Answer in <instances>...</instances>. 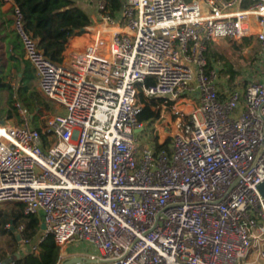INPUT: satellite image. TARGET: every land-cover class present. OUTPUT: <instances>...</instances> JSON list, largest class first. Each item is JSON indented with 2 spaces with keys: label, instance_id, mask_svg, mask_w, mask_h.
<instances>
[{
  "label": "built area",
  "instance_id": "built-area-1",
  "mask_svg": "<svg viewBox=\"0 0 264 264\" xmlns=\"http://www.w3.org/2000/svg\"><path fill=\"white\" fill-rule=\"evenodd\" d=\"M4 1L40 92L61 110L33 127L16 100L0 125V204L44 227L24 245L38 253L52 235L60 261L75 241L97 250L75 264L264 261V78L231 89L208 59L220 41L253 38L264 70V0H125L116 18L98 0L94 38L73 36L58 61ZM141 96L193 104L171 140L141 145Z\"/></svg>",
  "mask_w": 264,
  "mask_h": 264
},
{
  "label": "trees",
  "instance_id": "trees-1",
  "mask_svg": "<svg viewBox=\"0 0 264 264\" xmlns=\"http://www.w3.org/2000/svg\"><path fill=\"white\" fill-rule=\"evenodd\" d=\"M14 4L19 7L24 15L25 28L38 40L40 49L52 61H58L62 55L66 44L78 37L93 35L90 33L78 34L93 25V20L87 10L79 3V0H13ZM105 13L110 17L116 18L120 13L125 0H104ZM252 0H245V7L249 6ZM5 1L0 0V100L5 98L8 109L4 117L11 118L15 111L14 103L19 101L24 107H34L37 115L42 113V107L37 104L39 92L32 90V82L36 78V73L30 63L24 59L22 43L14 29V7L7 12L3 11ZM250 45L252 40H244ZM217 56L215 51H210L208 59L211 65L212 57ZM222 59V56H219ZM228 70L225 75H230V83H233L237 72L233 70L229 63H226ZM16 70V79L18 85L8 81L12 71ZM234 87L238 84H232ZM37 97V98H36ZM36 99V100H35ZM145 107L139 116L141 122H148L159 117L161 101L148 99L141 96ZM170 107L173 103L169 104ZM156 109V110H155ZM159 110V111H157ZM40 130V128H39ZM160 148V147H159ZM20 205V204H19ZM22 212L11 214V222H2L3 229L0 235L10 233L15 234L14 230L7 231L5 225L12 223L16 229L24 222L25 232L30 233L34 242H37L36 235L42 234L40 220L34 215H24L23 206L20 205ZM1 217L6 218V216ZM26 222V223H25ZM0 222V228L1 224ZM15 236V235H14ZM22 239V235H20ZM18 241V237H14ZM21 244V243H19ZM25 246V245H24ZM30 247V246H28ZM61 259V248L56 245L54 237L48 235L38 244V253L27 250L25 247L19 248L17 253L7 258V262L12 264H59Z\"/></svg>",
  "mask_w": 264,
  "mask_h": 264
},
{
  "label": "rangeland",
  "instance_id": "rangeland-1",
  "mask_svg": "<svg viewBox=\"0 0 264 264\" xmlns=\"http://www.w3.org/2000/svg\"><path fill=\"white\" fill-rule=\"evenodd\" d=\"M98 0H79V3L82 4V6L87 10V12L90 14L93 25L90 28L85 29L84 31L78 33V34H84V33H91L94 36V32L97 30V27L95 23H100L99 18L100 14L98 13L96 9V4ZM86 37V36H85ZM94 38V37H93ZM85 39V38H83ZM260 44L257 45H251V46H243L238 45L237 43H234L229 40H223L214 45L212 48V51H215L217 53V56H214L215 60H219L221 63V73H220V81L222 82H228L229 88H236L238 86H243V84H246L247 82L252 81H259L264 78V70H262L261 67H257L258 59L260 56ZM219 56H222V59L219 58ZM226 63H229L233 70L237 72V75L233 81L234 84H238L237 86H233V83H230L229 76L225 75V72L228 70V67ZM8 81H10L13 86L18 85V80L16 79V70L12 71V74L9 76ZM32 90L39 92L38 98H37V104L42 107V113L37 115L34 107L36 106L33 104L31 108L26 107V110L28 111V115L30 117L31 123L33 127H39L41 125L42 128H44L46 121L56 115L57 113L61 112V110L58 108L56 104L49 103L40 92L39 88V78L36 75L35 80L32 82ZM36 100V99H35ZM193 104L185 101L177 100L173 103L171 107L163 108L160 107V114L159 117L153 120H150L147 122L145 131L143 133L145 139H141L140 143L141 145H152V142H167L168 140H171L173 137L175 130H176V123L178 121L181 114H183V117L187 115V112H190L192 109ZM0 108H1V115L2 118L4 114L6 113L8 109V104L5 98L0 100ZM156 110V109H155ZM159 111V110H157ZM13 117H16V112L14 111ZM13 121H17L16 118H13ZM20 213L22 212V209L18 203L15 202H8L0 204V214L2 216H6V221L11 222V219L13 216L12 213ZM26 223V222H25ZM24 224V222L22 223ZM3 224H1L2 227ZM26 228V226H25ZM1 230L3 228H0ZM3 232V231H2ZM16 237L20 236V234L16 233L14 234ZM14 235H11L10 233H6L3 236V239L1 241V245L3 246V249L9 250L15 249L14 251L18 250V244L14 239ZM41 236L40 234H37L36 240L38 237ZM31 235L28 232H24L22 234V239H20V245L25 247L27 250L30 249L27 245L24 246L23 239L26 240L30 238ZM16 246V247H15ZM256 252V251H255ZM254 252V253H255ZM97 254V250L91 246H89L87 243L83 241H75L71 244H69L64 249V259L60 261L59 264H63L65 261L70 260L74 257H86L89 254ZM13 254V253H12ZM11 254V255H12ZM257 252L255 253V255ZM259 264H264V261L260 262Z\"/></svg>",
  "mask_w": 264,
  "mask_h": 264
},
{
  "label": "crops",
  "instance_id": "crops-1",
  "mask_svg": "<svg viewBox=\"0 0 264 264\" xmlns=\"http://www.w3.org/2000/svg\"><path fill=\"white\" fill-rule=\"evenodd\" d=\"M11 8V4H5V6L3 7V11L4 12H7L9 9ZM90 28V27H89ZM105 29V31H107V32H113L114 30L112 29V28H104ZM88 36V35H87ZM87 36L85 37V36H83V37H78L80 40H82V41H84L86 38H87ZM94 37V36H93ZM74 38V37H73ZM83 38H85V39H83ZM250 40H252V42H251V44L250 45H247V43L243 40V42H238L237 44L238 45H243V46H251V45H257L258 43L256 42V40L255 39H253V38H250ZM72 41V40H71ZM236 43V42H235ZM259 47H260V45H259ZM260 57V56H259ZM259 60V59H258ZM257 60V61H258ZM219 61V60H218ZM221 64V63H220ZM258 67V66H257ZM263 70V69H262ZM13 214H16L15 212L13 213ZM0 222L2 223V222H6V218H4V217H1V220H0ZM3 224V223H2ZM40 225H41V228H42V230H43V225L41 224V222H40ZM1 228H3V225H2V227ZM0 232H2L1 231V229H0ZM3 236L4 235H0V264H6L7 263V258H9L10 256H11V254L12 255H14V254H16L17 253V251L18 250H16V251H14L15 249H10L11 251H9V250H6V249H3L2 247V245H1V241H2V239H3ZM21 239V238H20ZM20 243V240L18 239V241H17V244H18V249L19 248H23V246L22 245H20L19 244ZM90 246V245H89ZM16 247V246H15Z\"/></svg>",
  "mask_w": 264,
  "mask_h": 264
},
{
  "label": "water",
  "instance_id": "water-1",
  "mask_svg": "<svg viewBox=\"0 0 264 264\" xmlns=\"http://www.w3.org/2000/svg\"><path fill=\"white\" fill-rule=\"evenodd\" d=\"M168 98H170V97H168ZM4 124H5V119L2 118L1 108H0V125H4ZM259 189H260L261 193L264 195V183L260 185ZM43 229H44V227H43ZM18 239L20 240V236H18ZM79 262H84V259L81 257H74V258H71L70 260L65 261L63 264H75V263H79ZM99 262H103V261H99Z\"/></svg>",
  "mask_w": 264,
  "mask_h": 264
},
{
  "label": "bare ground",
  "instance_id": "bare-ground-1",
  "mask_svg": "<svg viewBox=\"0 0 264 264\" xmlns=\"http://www.w3.org/2000/svg\"><path fill=\"white\" fill-rule=\"evenodd\" d=\"M110 28H112L114 31L113 32H115V31H118L119 30V28L118 27H110Z\"/></svg>",
  "mask_w": 264,
  "mask_h": 264
}]
</instances>
